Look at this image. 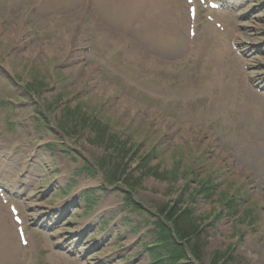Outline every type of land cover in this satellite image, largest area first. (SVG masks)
Segmentation results:
<instances>
[{"label":"rangeland","instance_id":"obj_1","mask_svg":"<svg viewBox=\"0 0 264 264\" xmlns=\"http://www.w3.org/2000/svg\"><path fill=\"white\" fill-rule=\"evenodd\" d=\"M216 1L0 0V264H157L167 202L264 264V0Z\"/></svg>","mask_w":264,"mask_h":264},{"label":"trees","instance_id":"obj_2","mask_svg":"<svg viewBox=\"0 0 264 264\" xmlns=\"http://www.w3.org/2000/svg\"><path fill=\"white\" fill-rule=\"evenodd\" d=\"M126 170L127 168L124 172ZM206 191H209V189L207 188ZM127 199L137 207L141 206L133 202L131 193L127 194ZM178 207L166 203L158 209L161 217L155 223L160 234L158 240L163 243V248L168 251L167 259L170 264H195V261L188 256V249L191 251L193 258L199 264H203L201 262L202 229L192 219V211L189 208L183 209L182 207ZM168 222H171L172 228ZM161 257L162 255H157L154 257V260L161 262ZM231 258L230 253L216 251L209 264H227Z\"/></svg>","mask_w":264,"mask_h":264},{"label":"bare ground","instance_id":"obj_3","mask_svg":"<svg viewBox=\"0 0 264 264\" xmlns=\"http://www.w3.org/2000/svg\"><path fill=\"white\" fill-rule=\"evenodd\" d=\"M170 1H174V0H170ZM7 262L10 263V260L4 261V260L2 259V261H1L2 264H6Z\"/></svg>","mask_w":264,"mask_h":264}]
</instances>
